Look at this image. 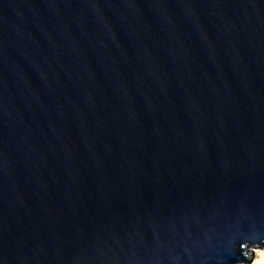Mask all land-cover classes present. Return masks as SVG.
Instances as JSON below:
<instances>
[{"label":"water","instance_id":"1","mask_svg":"<svg viewBox=\"0 0 264 264\" xmlns=\"http://www.w3.org/2000/svg\"><path fill=\"white\" fill-rule=\"evenodd\" d=\"M263 246L264 0H0V264Z\"/></svg>","mask_w":264,"mask_h":264},{"label":"rangeland","instance_id":"2","mask_svg":"<svg viewBox=\"0 0 264 264\" xmlns=\"http://www.w3.org/2000/svg\"><path fill=\"white\" fill-rule=\"evenodd\" d=\"M242 264H264V246L252 248Z\"/></svg>","mask_w":264,"mask_h":264}]
</instances>
